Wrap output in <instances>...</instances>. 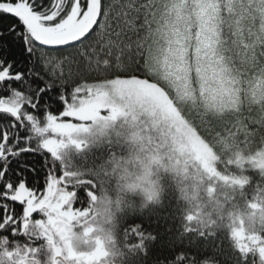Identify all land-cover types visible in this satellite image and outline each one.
<instances>
[{
    "label": "snow or ice",
    "instance_id": "snow-or-ice-1",
    "mask_svg": "<svg viewBox=\"0 0 264 264\" xmlns=\"http://www.w3.org/2000/svg\"><path fill=\"white\" fill-rule=\"evenodd\" d=\"M253 3L261 6L264 0ZM181 15L178 0H0V22L5 17L16 21L0 26V86L7 85L10 93L0 96V113L15 118L21 126L25 120L29 122L31 133L41 138L39 147L55 156L63 146L60 138L86 129L78 123L62 122L52 114L46 116L42 127L37 116L25 111L24 106L37 109L40 94L57 81L62 86L85 73L102 77L98 82L76 86L71 102L60 95L65 104L63 117L80 122L111 120L151 110L161 102L159 93L149 79L137 78L135 73L150 75L159 43L177 34L174 21ZM37 63L52 78L38 91L26 79L38 75L34 71ZM125 76L131 78H122ZM12 82H22L26 90L13 88ZM21 140L16 124L0 125V230L11 225L12 235H17V220L8 203L11 201L24 205L22 232L29 228L33 214L42 212L44 218L35 223L39 234L46 235L41 230L45 219L52 221L54 216L53 223H59L73 216V193L51 171L42 193L28 186L37 183L39 170L25 156L37 149L22 146ZM30 140L32 136L23 138V144ZM55 231L62 234L60 228ZM260 253L264 256V248ZM101 254L98 249L94 257L85 258V264H92Z\"/></svg>",
    "mask_w": 264,
    "mask_h": 264
},
{
    "label": "clouds",
    "instance_id": "clouds-1",
    "mask_svg": "<svg viewBox=\"0 0 264 264\" xmlns=\"http://www.w3.org/2000/svg\"><path fill=\"white\" fill-rule=\"evenodd\" d=\"M229 2L228 12L233 18L237 37L243 42L247 34L264 41V10H261L264 5L258 6L253 0ZM248 48L250 51L251 44ZM223 52L221 49L222 55ZM225 59L227 61L228 58ZM254 60V56L249 55L243 62L253 67ZM259 71L264 73V65ZM247 100L249 106L257 107V116L250 117L247 124L237 117L235 131L225 129L216 132L212 141H205L210 149L207 156L198 155L191 148L178 149V139L174 134L165 138L155 124L132 125L122 131L118 129L125 151L113 153L103 162L100 171L105 183L93 194L89 211L72 207L74 214L70 219L53 223L56 220L53 216L52 221L45 219L42 223L41 230L47 233L42 236L52 248L50 264H57L58 257L72 264H85V258L94 257L98 249L102 254L94 258L92 264H105L111 256L125 255L123 248L128 245L121 247L118 240L123 217L158 205L166 191L165 176L182 202L187 230L204 235L227 228L242 252L256 249L260 253L264 248V238L252 229L254 220H264V196L253 198L246 204L238 203L233 196V188H243L250 178L227 167L234 165L243 169L247 165L264 175V147L248 152L247 144L241 139V136L247 139L253 135L254 130L249 128V124L264 122V88L249 89ZM230 107L240 111L239 103ZM125 115L128 114L110 121ZM136 119L132 116L133 121ZM218 162L224 167L218 168ZM57 228L62 230V234L55 231ZM79 241L84 244L92 242L94 246L80 250ZM37 250L32 245L0 236V264H49V261L36 259L34 253ZM260 256L264 259L261 253ZM107 264H122V261L110 260ZM201 264L215 262L209 259Z\"/></svg>",
    "mask_w": 264,
    "mask_h": 264
},
{
    "label": "trees",
    "instance_id": "trees-1",
    "mask_svg": "<svg viewBox=\"0 0 264 264\" xmlns=\"http://www.w3.org/2000/svg\"><path fill=\"white\" fill-rule=\"evenodd\" d=\"M104 2H107V0H102V3ZM178 2L182 7V14H184L183 5H185V2L181 0H178ZM15 22L13 18L5 17L0 22V26ZM174 23L176 24L175 21ZM221 32L223 44L226 46V55H231L236 62H239L242 72L246 75H252L250 73L254 74L260 70L261 66L264 65V46L255 47L249 51L246 47V43H249V37L245 34L243 42L237 37L233 18L230 15L226 23L221 26ZM168 40H161L155 56L161 48L165 47ZM253 41L251 40L250 43ZM249 55L255 58L253 67L243 62ZM15 56L16 49L14 48L12 57L15 58ZM21 59L23 58L21 57ZM81 66H83V61H81ZM155 67L156 60L150 67V75H145L143 71H139L135 75L149 79L164 88L180 114L205 141H212L218 131L225 129L235 131L234 125L237 117L243 119L244 123L247 124L250 117L257 116V107L255 105L249 106L243 94L239 99V112L234 109L217 112L215 109L200 107V101L194 100V97L183 99L176 89L159 78L154 71ZM34 71L38 75L26 77V79L38 91L40 87H45V81H51L52 78L40 63L35 65ZM40 77H43V79ZM65 78L67 79V77ZM101 78L95 74L85 73L80 77L68 79V82L62 86L57 81L52 84L50 89L40 94L37 109H32L30 106L25 105L24 110L37 116L40 125L44 126L48 114L56 115L60 118L63 117L61 113L65 104L64 101L59 99L61 94L71 102V93L76 86H79L83 81H95ZM11 86L21 91L26 90L22 82H12ZM9 94L7 85L0 86V96ZM88 122L87 130L73 134L72 137L75 142L64 143L57 154L52 156L45 149L39 147L41 138L35 137L31 133L29 122L25 120L23 126H21L15 121V118L10 117L8 114L0 113V125L4 123L8 125L16 124V130L22 138V146L37 149L25 156L30 163L34 162L39 170L37 183L35 185L29 183L28 186L34 187L38 190V193H42L46 187V177L51 171L57 178L60 177L67 190L73 193L70 202L72 207L75 210L84 212L89 211L93 194L99 191L100 187L105 183L103 173L100 171L103 162L111 154L125 151V145L121 143L118 129L122 131L132 125L142 126L145 123H150L155 124L157 130L165 134V138L169 135L164 123L157 124L154 119L146 118L143 114L137 117L135 121L132 120L131 114H128L117 118L116 121ZM107 123H110V125L105 126ZM249 128L254 130L253 135L247 139L241 136V139L247 144L248 152H255L264 146V122L262 124L251 123ZM49 134L47 135L49 136ZM28 136H32V140L27 145H24L23 138ZM217 167L222 168L224 165L218 162ZM227 167L238 174L250 178L248 184L243 188H233V196L238 203L246 204L247 201L253 198L264 196V175H261L259 170L247 165L243 169L234 165H227ZM29 180L31 181V176ZM163 183L166 186V191L158 205L149 206L132 214H125L118 233L121 247L124 244L128 245L127 248H123L125 255L122 257L111 256L107 258L105 264H107V261L117 259L121 260L122 264H201L202 261L209 259L214 261L215 264H264V259H261L260 253L256 249L242 252L227 228H219L204 235L187 230L183 205L178 199L175 187L167 176L164 177ZM8 203L10 209L14 210V216L17 220L15 225L17 235H12V226L10 225L4 230H0V236L6 235L11 241L29 244L21 233L20 217L22 216L24 205L11 201ZM32 218L33 221L31 223L44 218V216L42 212L34 213ZM2 219L3 213L0 210V222H2ZM33 230L34 232L37 231L35 228ZM252 230L264 238V220H254ZM77 243L80 250H88L89 247L94 246L92 242L84 244L79 241ZM44 248L45 250L41 254L47 259L51 256V246L46 243V238L44 239Z\"/></svg>",
    "mask_w": 264,
    "mask_h": 264
},
{
    "label": "rangeland",
    "instance_id": "rangeland-1",
    "mask_svg": "<svg viewBox=\"0 0 264 264\" xmlns=\"http://www.w3.org/2000/svg\"><path fill=\"white\" fill-rule=\"evenodd\" d=\"M181 1L185 2L183 5L185 13L175 20L177 34L169 39L165 47L161 48L156 55L155 73L162 81L176 89L181 98L194 97V100L200 101V107L223 112L232 109L230 107L232 104L239 103L242 94L246 98L245 101H248L249 89L264 88V84L261 83L264 81V73L258 70L254 74L250 73L252 75H246L242 72L239 62H236L231 55H226L221 26L226 23L230 15L228 12L229 0ZM251 40L254 41L250 43ZM248 41L251 44V50L264 45V41L255 40L253 37H249ZM249 43H246L248 50ZM221 49H224L223 55ZM227 69H232V71ZM258 73L260 74L258 75ZM137 78L146 79L144 77ZM98 81L88 80L82 83ZM149 81L156 87L161 102L151 110L139 112L135 116L139 117L143 114L146 118L154 119L157 124L164 123L169 134H174L178 139L176 145L178 149L191 148L198 155L207 156L210 149L205 140L180 114L164 88L151 80ZM102 115L107 116L108 113L102 112ZM59 120L78 123L83 128H86L89 123L88 121L80 122L71 117H59ZM96 121L108 122L110 120L99 119ZM109 125L110 123H107L105 126ZM49 137H51V133ZM60 139L62 144L75 142L73 137ZM30 228L32 231L35 228L37 232H40L39 226L35 222L30 224Z\"/></svg>",
    "mask_w": 264,
    "mask_h": 264
},
{
    "label": "flooded vegetation",
    "instance_id": "flooded-vegetation-1",
    "mask_svg": "<svg viewBox=\"0 0 264 264\" xmlns=\"http://www.w3.org/2000/svg\"><path fill=\"white\" fill-rule=\"evenodd\" d=\"M21 233L30 245H32L38 249L37 252L34 253V255L36 256V259L41 261V262L49 261V258L45 259V257L41 254L45 250V248H44L45 237L40 235L39 232H37V231L36 232L32 231L30 228V225L26 231L21 232ZM50 251H51L50 253L52 255V248ZM49 264H50V261H49ZM57 264H72V263H71V261L64 260L63 257H58L57 258Z\"/></svg>",
    "mask_w": 264,
    "mask_h": 264
}]
</instances>
